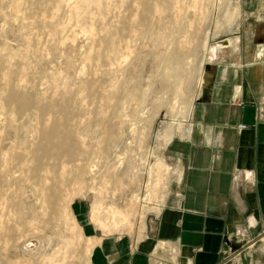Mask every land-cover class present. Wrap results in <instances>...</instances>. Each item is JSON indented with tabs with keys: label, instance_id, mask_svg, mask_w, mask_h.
Here are the masks:
<instances>
[{
	"label": "rangeland",
	"instance_id": "obj_1",
	"mask_svg": "<svg viewBox=\"0 0 264 264\" xmlns=\"http://www.w3.org/2000/svg\"><path fill=\"white\" fill-rule=\"evenodd\" d=\"M84 1L0 0V105L5 102L0 106V146L3 150L18 151L20 145L23 147L31 140L34 131L46 126L49 118L48 125L49 122L62 125L90 153L88 156L96 162L99 160L108 171L103 180L97 176L94 182L88 181L103 192H89L85 198L76 196L71 204L83 235L99 237L100 242L120 238L137 248V239L143 237L148 219L160 212L156 207L165 203L169 182L176 173L164 155L165 134L174 136L183 131L201 73H218L220 66L227 63L231 69L241 64L239 74L245 76L249 75V67L243 64L254 61L258 70L259 66L263 67L264 77V0H178L175 5L180 10L161 12L162 16L152 10L157 0ZM160 32L166 34V42L159 40ZM192 36H196L200 48L209 43L214 51L204 58L202 51L195 55L187 43ZM107 38L118 47L116 50L106 47ZM115 38L118 42L112 40ZM228 38L233 42L226 46ZM258 52L261 55L257 59ZM168 56L179 62L184 77L183 91L178 94L175 89L179 76L165 67ZM255 78L250 84L254 88L259 85L256 90L264 111L261 99L264 83ZM87 83L97 89L93 99L83 90ZM20 84L24 87H15ZM14 89L45 99L41 100L43 105L49 102L55 105L41 110L32 104L19 111L3 98V94ZM62 99L68 104L75 103V107L62 108L59 105ZM159 159L165 165H156ZM157 178L158 188L154 186ZM72 181V176L66 177L64 187H69ZM152 187L158 194L150 192ZM97 199L104 203L105 211L117 207L127 215L124 221L114 215L116 220H121L120 226L105 229L92 217L91 206ZM19 211L25 212L23 207ZM110 214L103 212L101 220L110 224L113 220ZM20 218H13L14 222L11 220L9 224L20 223L25 228L24 234H29V228ZM60 233L63 239L59 238ZM29 238L35 243L29 252L23 251L21 240L16 248L10 249H4L3 240L0 241V263L9 259L10 264H84L87 241L66 220L56 230H40L36 237ZM63 240L71 245H65ZM96 246L90 254L91 264ZM44 253L50 259L42 262L40 254ZM171 260L169 263L153 258L151 264H182ZM220 264H264V225L250 236L238 230L237 237L229 240Z\"/></svg>",
	"mask_w": 264,
	"mask_h": 264
},
{
	"label": "crops",
	"instance_id": "obj_2",
	"mask_svg": "<svg viewBox=\"0 0 264 264\" xmlns=\"http://www.w3.org/2000/svg\"><path fill=\"white\" fill-rule=\"evenodd\" d=\"M243 66L249 75L239 74L241 64L231 69L226 63L213 71L183 134L165 145L164 155L176 173L137 248L120 238L100 242L91 237L99 238L94 264H151L153 258L220 264L238 230L250 236L264 225V111L259 85L250 84L255 77L264 83L263 67L258 70L254 61Z\"/></svg>",
	"mask_w": 264,
	"mask_h": 264
},
{
	"label": "bare ground",
	"instance_id": "obj_3",
	"mask_svg": "<svg viewBox=\"0 0 264 264\" xmlns=\"http://www.w3.org/2000/svg\"><path fill=\"white\" fill-rule=\"evenodd\" d=\"M138 1L139 0H137V2ZM176 2H178V0H157L156 2H154L153 6H152V10L154 13L158 14L159 16L161 15V12L179 11L180 7L175 5ZM107 5H109V4H107ZM175 6H177L178 9H176ZM139 7H141V6H139ZM235 7L237 9V6H235ZM137 8H138V5H137ZM194 8L196 10L197 7H194ZM76 10H77V7H76ZM236 12H233V13H236ZM89 13H90V11H89ZM89 13H88V15H89ZM233 13L231 14L232 16H233ZM92 14H93V12H92ZM90 15H91V13H90ZM175 16H176V18L174 20H177L178 14H176ZM163 17L165 18V16H163ZM91 18H94V17H91ZM91 18L89 17V19H91ZM134 18L135 17L133 16V19ZM145 22H146V20H145ZM134 23L136 24L135 21H134ZM153 23L155 24V22H153ZM189 23H191V22H189ZM130 24H131V22H130ZM189 25H191V24H189ZM154 26H156V25H154ZM173 26H175V25H172V27ZM115 27H117V26H115ZM146 27H145V29H146ZM107 29L109 30V28H107ZM107 29L106 30L104 29V30L108 31ZM171 30H172V28H171ZM163 31L166 32L165 30H163ZM176 31H178V30H176ZM145 32H147V31H145ZM157 32H158V30H157ZM106 35H107V32H106ZM114 35H117V34L114 33ZM193 36L191 38L188 37L189 41L187 43L190 44L189 48L195 55L199 54V51H202L203 58H204L209 52L214 51V48L209 43H205L204 46L202 48H200L199 44L197 42V39H195L196 36L195 37H193ZM116 38L112 39V40H117L116 42H118L119 39H116ZM158 38L162 42L167 41L166 40L167 39L166 34H162L161 32L159 33ZM103 40H101V42ZM107 40L109 42L107 41L106 45H108V46H106V47H110L111 51L116 50L118 48L113 44V42H111L109 40V38H107ZM186 40H188V39H186ZM232 42H233V39L228 38L226 46L231 45ZM119 43L117 44V46L119 45ZM169 43H167V45H169ZM167 47L169 48V46H166V49H167ZM217 48L221 49L222 47H217ZM153 49L155 50V48H153ZM157 50L158 49H156V51ZM159 51H158V54H159ZM113 52H115V51H113ZM162 52H163V50H162ZM260 55H261L260 52H258L256 54V58L258 59L260 57ZM163 56H165V55H163ZM166 59H168V60H167V63L165 62L166 63L165 67L169 70H172V71L174 70L175 75L179 76L178 77L179 81H178V84H177L175 90L177 91V94L181 93L183 91V86H184L183 85L184 84V81H183L184 77L182 76V72L179 70L180 69L179 62H176V60H174V58L172 56H168V58H166ZM164 61H165V59H164ZM5 64H6V62H5ZM115 70H117V69H115ZM6 71H7V69H6ZM10 71H11V69H10ZM4 76H3V78H4ZM211 76H212V71H207V72L201 73V76L198 80L199 89L196 92V95L194 96L193 100H195L199 96L202 88L210 83ZM23 79H25V78H23ZM189 79L191 81V78H189ZM9 80H10V77H9ZM17 81H18V79H17ZM23 82H26V80H24ZM3 83H5V82H3ZM9 84H11V83H9ZM15 84L18 85L16 82H15ZM22 85L20 84V86H15V87L16 88L18 87V89H20L19 87H21V88L24 87ZM2 88H5V87H2ZM95 88L96 87L92 86V84H88V83L83 86V90L86 91V96L89 97L90 99H93L94 96L97 94V89H95ZM30 91L32 92L31 89H30ZM261 92H262L261 93L262 94L261 99L264 103V87H262ZM105 95H106V93H105ZM3 98L6 100V102L8 101L10 104H12L14 107H16L19 111H24L28 106H30L32 104H36V108L41 109V110H43L45 108H51V107L53 108L55 105L54 103H51V102H49L48 104L45 103V105H43V104H41V102H42L41 100H45V99H43V98L38 99L36 97L33 98L25 90L24 91H19L17 89L11 90V91L3 94ZM102 98H103V96H102ZM82 100H84V99H82ZM104 101H102V102H104ZM109 102H110V100H109ZM3 103H5V102H2L0 106H2ZM74 104H68L66 102V100H64V99H62L61 102L59 103V105L65 109H68V108L70 109V106L75 107ZM4 106L5 105H3V107ZM193 106H194V103L190 102L189 108L187 111V115L191 114ZM83 107H82V109H83ZM90 107L91 106H89V108ZM101 107H102V105H101ZM101 110H99V111L101 112ZM86 111H87V109H86ZM6 115H8V114H6ZM9 115H11V114L9 113ZM38 115H39V113H38ZM0 116H1V114H0ZM47 119H48V117H47ZM49 120H50V118L48 119V121ZM104 120H105V118H104ZM113 120H114V118H113ZM10 121H11V119H10ZM48 121L45 123L46 126L44 128L42 127L40 130L34 131V134L32 135L31 140H29L28 143L24 144L23 147L20 145L21 142H19L20 146L18 145L19 147L18 148L16 147L18 149V151L17 150H11L10 151V150H5V149L3 150L2 149L3 147L0 146V241L3 240L4 249H7V247H8V249H10L11 247L16 248L19 241L21 240L22 241L21 247H22L23 251L29 252V251L33 250V249L29 250V248H31L33 246V244H35L31 240H29L30 239L29 237H36V235L39 233L40 230H46L48 228H52L53 230H56L58 227H60V223L63 220L64 221L66 220L70 223L72 228H75L78 231L80 236H82L83 238L86 239L87 244L85 245V248H84V252H85L84 257H86V258H85L84 264H91V262H90V256L91 255L90 254H91L94 246L96 244H98L99 238L86 237L82 234L81 227L77 223L76 218H75V216L71 210V204H72V202L76 196H79L81 198H85L89 192H92V193L95 191H97V192L102 191L103 192V190H101V188L97 189L96 187H94L95 185L94 186L89 185L88 181L91 180V182H94V179L97 176H99V178H102V180H103V177L108 176L107 167H105L103 164H99L100 163V162H98L99 160L96 162L91 157H89L88 155L90 153L87 154V151L85 150V148L81 147V143L78 145L79 140L75 139V137H73V134L71 132H69L68 130L63 128L62 125H58L56 122H53V123L49 122V125H48L47 124ZM119 121H121V120H119ZM38 122H39V120H38ZM15 123L17 124V122H15ZM3 127L5 128L4 125H3ZM8 128H10V124H9ZM78 132H79V130H78ZM183 132L184 131H181L180 134L182 135ZM105 136H106V134H105ZM172 136H173L172 133H166L165 134V139H164L165 144H167L172 139ZM97 139H100V136ZM25 140H26V138H25ZM80 141H82V140H80ZM98 143H99V141H98ZM4 146H6V145H4ZM64 158H68L69 161H66ZM156 165H158V166L165 165L164 160L159 159L157 161ZM57 166H59V168H60L59 171L55 169ZM68 176H70V177L72 176L73 181H72L71 185L69 184L70 185L69 187H64L65 179ZM104 180L106 181V179H104ZM158 183H159V181L157 178L154 186L157 187ZM100 184L103 185V183H100ZM104 190L106 191L105 186H104ZM150 192L157 193V192H155V188L153 189V187L150 190ZM101 195H102V193H101ZM27 204H29V206ZM20 207H23V209L25 210V212L23 214H22V212L19 211ZM28 209H29V211H28ZM107 209H106V211L104 210V203L102 204L100 199L94 200V202L92 203V206H91L92 217L95 220H97V222H99V224L105 229H107L108 227L117 228L118 226L121 225L120 221L121 220L124 221L126 219L125 217L127 215L125 213H123V211L121 209H119L117 207L116 208L112 207L108 210ZM156 209L159 210V207H156ZM109 211L111 212L110 215L111 216L113 215V220L111 218L112 221L110 220L111 221L110 224H108L109 221L104 223L103 222L104 220L102 221L101 217H100V215H102L103 212L109 213ZM114 215H118L119 217H121V220H116L114 218L115 217ZM13 218H14V220H15V218H18V219L20 218L21 220H23L22 222L26 225L25 227L29 228L30 233L25 235L24 234L25 228H23L20 223L17 224V222H15L16 224H12V225L9 224V222H11V220L13 221ZM102 219H105V218H102ZM41 232L43 233V231H41ZM59 238L63 239L64 236L61 235V233H60ZM68 241L71 243L70 238ZM49 242L50 241L48 240L47 244H49ZM63 242L65 243V245H68V246L71 245L70 243L67 244V240H63ZM3 256H5V255H3ZM47 259H50V255L46 256L45 253L40 254V260L42 262H44ZM8 260L7 259L5 261L2 260V263H0V264H10ZM12 262L13 261H11V263Z\"/></svg>",
	"mask_w": 264,
	"mask_h": 264
},
{
	"label": "built area",
	"instance_id": "obj_4",
	"mask_svg": "<svg viewBox=\"0 0 264 264\" xmlns=\"http://www.w3.org/2000/svg\"><path fill=\"white\" fill-rule=\"evenodd\" d=\"M238 127H239L240 129H244V128L246 127V125H245V124H240Z\"/></svg>",
	"mask_w": 264,
	"mask_h": 264
}]
</instances>
